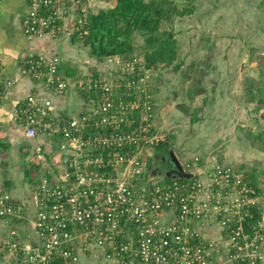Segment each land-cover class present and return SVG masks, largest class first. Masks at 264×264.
Masks as SVG:
<instances>
[{
	"label": "built area",
	"instance_id": "obj_1",
	"mask_svg": "<svg viewBox=\"0 0 264 264\" xmlns=\"http://www.w3.org/2000/svg\"><path fill=\"white\" fill-rule=\"evenodd\" d=\"M74 1L65 4L67 0H29L27 14L22 19L25 32L38 38L63 36L67 33L64 29L65 19L68 17V21L71 20ZM78 11H83L82 6H78ZM74 22L77 30L84 19L78 18ZM61 63L58 54L50 57L43 53L30 55L23 60V72L43 82L46 88L63 92L69 89L70 81L59 71ZM97 63H101L103 71L97 69L94 73L86 74L87 103L77 117L57 116L55 113L58 110H54V104L48 99H40L37 92L26 100L22 109L26 135L32 138L41 133L53 135L61 131L60 146L68 157L62 159L65 168L62 176L50 180L43 177L38 185L35 219L37 242L20 243L6 239L3 244L10 246L9 252L16 258H19L18 253L23 252L24 264H51L57 256L64 258L66 264H82L78 250L90 249L92 245L89 244L92 243L93 246L105 248L107 257L116 261L129 255L139 257L144 264H214L209 252H218V244L201 237L191 220L207 223L211 218L218 217L221 224L231 230L230 248L235 261L256 264L264 260V236L261 235L259 221L254 227L251 241H242L247 238L243 222L247 217H252L248 205L255 203L248 195L253 191L248 186L249 182L241 179L229 167L221 169L219 166L209 175V182L213 179L212 182L219 186L211 194L212 184L207 185L209 182L199 179L185 185L178 181L163 184L151 178L145 179L148 169L142 146L144 143L154 146L159 138L155 134L147 135L145 127L130 132L120 129L123 125L132 126L133 110L138 108L141 96L151 90L148 84L152 72L138 57L125 59L115 55ZM115 70L119 72L114 73ZM137 73L139 80L134 79ZM94 76L98 79H94ZM131 89L138 93L137 97H127L126 91ZM2 94L0 88V97ZM145 103L146 112H152L149 102ZM143 114L144 120L153 118L152 113ZM63 120L65 126L61 128L59 123ZM88 124L92 131L102 128L105 135L95 132V139L87 141L98 142L103 147L114 145L109 164H105L102 158L92 156L88 146L85 148L82 135L77 134ZM76 140V145H73ZM80 143L83 147L78 151ZM128 144L136 145L134 153L119 152L118 147ZM104 165L113 168L111 176L95 172L96 166ZM223 176H226L228 183L224 189L221 185ZM233 194L238 196L234 202L230 200ZM169 207L174 210L172 214L175 219L164 224L160 220L159 210ZM14 213L16 209L12 198L2 196L0 216L10 222L9 217ZM122 218L126 221L123 224ZM76 223L87 226L90 223V228L86 226L85 231H79L72 225ZM122 228L126 243L117 245L114 237ZM11 232L14 234L15 230Z\"/></svg>",
	"mask_w": 264,
	"mask_h": 264
},
{
	"label": "rangeland",
	"instance_id": "obj_2",
	"mask_svg": "<svg viewBox=\"0 0 264 264\" xmlns=\"http://www.w3.org/2000/svg\"><path fill=\"white\" fill-rule=\"evenodd\" d=\"M106 1H74L71 5V20L68 21V17L65 19L64 29L67 33L58 38H44L47 48L43 50V54L50 57L60 51L62 62L68 61L72 69H77L79 76V79L70 81L69 89L64 92L54 89L50 96H45L52 104L55 98L65 101L63 107L55 113L57 116L77 117L87 103L86 89L78 91V87L85 82L86 74L97 69L103 71L101 63L90 58L89 47L84 46L82 42L72 44L70 38L76 31L74 20L82 18L78 6L81 5L87 14L106 8ZM192 5V13L175 20L180 45V57L176 62L179 63L183 58L184 63L177 70L171 67L164 69L158 79V70L149 69L153 71L149 81L157 87H151V90L153 88L155 91L150 94V98L155 99L152 105L154 134L159 140L173 142L177 154L184 152V156H192L193 165H199L200 162L202 164L204 160V168L206 171L210 170L208 174L218 166L221 169L229 167L235 174L238 173L241 179L250 182L252 174L260 177L258 180L262 181L264 103H260L259 98L264 95L261 91L264 88V0H193ZM57 42H62L59 48ZM70 67L67 66V69ZM64 76L71 80V77ZM78 82L81 84L78 85ZM214 85L216 95L213 91ZM250 86L255 89L253 93L249 91ZM70 88H76L72 95L67 94ZM32 94L29 93L28 96ZM74 96L77 99H73ZM70 102L74 103L72 111L67 110L72 104ZM77 140L73 145H76ZM219 140L221 142H218ZM147 144L149 143L143 144L141 151L145 153L148 176L152 167L156 169L157 166L149 157H153L157 148ZM81 147L82 143L79 144L78 151ZM197 156L198 163L194 160ZM64 157L67 158L68 154ZM32 178L33 181L24 184V190L33 197L35 207L37 176L32 175ZM225 179L226 176L221 178L223 189L228 185ZM212 181L214 182L213 179L210 182L208 180L207 185L213 186ZM20 191L21 187H18L17 193ZM211 193H214V190L209 192ZM18 198L22 199L23 196L18 194ZM237 199L236 194L230 197L233 202ZM261 203L262 205H259ZM258 209L264 216V200L258 203ZM31 211L30 208L29 215L33 217ZM218 223H221V220ZM231 242V239L226 241L229 246ZM1 253L7 256V260L0 256V264H16L15 259L10 256L11 252ZM99 258L100 256H92L83 259L82 263L98 264ZM226 259L228 264H236L234 258L228 256ZM24 263L22 261L21 264Z\"/></svg>",
	"mask_w": 264,
	"mask_h": 264
},
{
	"label": "crops",
	"instance_id": "obj_3",
	"mask_svg": "<svg viewBox=\"0 0 264 264\" xmlns=\"http://www.w3.org/2000/svg\"><path fill=\"white\" fill-rule=\"evenodd\" d=\"M67 1L70 2V0ZM106 6V8L114 7V0H107ZM28 8L29 0H0V88L3 91L0 97V198L4 195H8L12 198L13 202L18 205L16 213L11 214L9 217L10 224L7 223L5 218L0 216V238H2L1 235L5 237L14 235L11 230H15L17 234L15 236L16 239H19L21 242L35 244L38 240V233L35 230L37 200H35L34 191V207L33 197H31V194L25 192L24 184H26L27 181H33L32 175L37 176V178H35V188L39 185L38 183L41 182L43 177L49 176L56 179L62 176L65 171L62 160L65 158V153L59 150V142H57V145L50 136L41 133L35 137L29 138L25 132L22 109L25 106L28 94L37 92L38 96L39 94L41 95L39 96L40 99H45L47 94L50 96L52 91H55L46 88L43 82L37 81L23 72V60L30 55L42 54L43 50L47 48V43L44 38L28 35L22 26V19L27 14ZM57 43L59 48L62 42ZM183 61L182 58V60H180L181 65L184 63ZM94 72L95 70L92 73ZM161 74L163 73L157 74L156 79H158L159 76L161 77ZM68 80L73 81L72 78ZM251 86L249 90H252L251 88L253 87ZM214 87L213 91L215 93L216 85H214ZM70 90V92H67L68 95H72L73 91H76V88L73 90L70 88ZM156 91L158 92V89ZM262 92L264 94V88ZM219 96H221V94H219ZM73 99L77 98L74 96ZM53 102L55 107L54 110L58 111L63 107L62 104H65V101H62L61 98H55ZM259 102L263 103L261 101ZM70 103L72 104L69 105L67 110L72 111L71 109L74 103ZM67 105L68 104H66L65 107H67ZM230 136H232V133ZM218 142H221V140ZM174 153L185 171L193 173V177L196 179L205 183L208 182V175H210L208 173L210 170L206 171L207 169L204 168V166H206L204 165V160L202 164L193 165L192 156H184V152L177 154L175 149ZM188 162H191L192 166H194L191 167V170L185 168L188 166ZM258 178L260 177L251 174L250 181H252L253 185L258 188L259 192L262 194V192H264V179L259 181ZM18 187H21L19 193H17ZM18 194L22 195L23 198L19 199ZM30 208L32 210L31 212L34 214L33 217L29 215ZM260 212L261 213L258 211L260 215V232L261 235L264 236V216L261 210ZM173 216L172 213H166L165 219L171 221L175 219ZM219 220L220 218L214 217L205 223L192 219L191 223L198 229L201 237L205 238L210 243L218 244L220 248L218 252L214 250L209 252L213 263L228 264L226 258H228V256L233 258V250L226 243V241L230 239L231 230L226 229L221 223H218ZM15 222L17 224H15ZM11 224L14 226L11 227ZM217 225L221 226V228L218 226L221 230ZM246 235L247 238L242 241L249 243L251 241L250 234L246 233ZM89 245L92 246H89L90 249L86 250L87 254L84 255V260L92 256H100L98 264H137L133 262L130 263L129 261L127 262L123 260V258L119 261H116L115 258H108L105 248L93 246L92 243ZM4 253L10 254L9 250L4 251ZM0 256L4 258V260H7L5 254L0 252ZM10 256L13 257V254L11 253ZM235 262L236 264H241L248 261H241V263L238 261ZM256 264H264V260Z\"/></svg>",
	"mask_w": 264,
	"mask_h": 264
},
{
	"label": "trees",
	"instance_id": "obj_4",
	"mask_svg": "<svg viewBox=\"0 0 264 264\" xmlns=\"http://www.w3.org/2000/svg\"><path fill=\"white\" fill-rule=\"evenodd\" d=\"M115 6L111 8H101L97 12H88L85 14L83 11H79V13L82 15V18L84 19V23L82 26H80L79 29H77L70 38V41L72 44H75L76 42H82L84 46H88L89 50V56L90 58L94 59L95 61H102L108 57H112L115 55H119L125 59H132L133 57L140 58L146 67V69H157V73L160 74L163 72L164 69H167L171 67L173 70H177L180 68L181 63H177L176 61L180 57V45L179 40L177 39V33L178 31L175 29V20L178 17H183L187 14H190L193 12V0L188 1H182L179 2L177 0H114ZM60 56V54L58 53ZM63 61V60H62ZM67 66L70 67L69 62L65 61L60 64L59 71H63L64 75L71 77L73 80L79 79L78 71L77 69H67ZM153 73V71H151ZM134 79L140 78V75L134 74ZM133 78V77H130ZM94 79H98L96 76H94ZM78 85L81 84V82L77 83ZM151 85L155 89L154 83H149L148 87ZM87 88L86 83H82L80 87H78V91ZM152 88V90H153ZM157 88V87H156ZM252 93L255 91V89L251 88ZM150 90L147 94L150 95L155 90ZM157 90V89H156ZM71 90H69L70 92ZM262 91V89H261ZM64 92V91H63ZM127 97L130 95V98L137 97V92L133 91L132 89L130 91H126ZM86 96L88 95L85 92ZM147 94H143L141 98L139 99V106L137 109L133 110V115L131 117V120L133 121L132 126H122L121 131H133L134 129L141 130V128L145 127V133L147 135H153L154 129H153V121L150 122V126L147 124L149 123L150 119L144 120V116L141 115V113L150 114L152 112L147 113L145 110L144 105L146 101L149 102L148 106H152L153 102H155V99H151L147 96ZM93 95H95L93 93ZM97 95V93H96ZM259 101L264 103V95L259 98ZM264 115V112H263ZM60 127L62 128L65 126L64 120L59 123ZM93 129L90 124L86 125L83 129H81L77 134H81L82 138L84 139V142L86 143L85 148L88 146L89 153L97 158H102L104 160L103 162L105 164H109V159L111 158L112 151L115 148L114 145H108L103 147L98 142L91 143L90 141H87L92 138V140L95 139V132L100 133L102 135H105V131L102 128H96L93 131ZM92 131V132H91ZM74 132V131H73ZM75 133V132H74ZM50 136L55 143L58 145L57 142H59V150L64 152V150L61 149V131L56 132L55 134H50ZM173 144V142H171ZM166 142L163 139L158 140L153 147H156L157 150H155V154L153 157L150 155L149 157L152 159V163H154L156 160L155 157H159L158 160L164 155ZM174 146V144H173ZM119 152L122 154H132L136 150V145H125L120 146ZM65 153V152H64ZM66 154V153H65ZM155 160V161H154ZM199 161L198 156L194 159ZM202 159L200 158V161ZM193 161V159H192ZM156 163V162H155ZM188 166L185 168L190 169L192 164L191 162H188ZM201 163V162H200ZM152 169H155V167H152ZM151 169V170H152ZM86 171V169H84ZM113 168L110 165H104V166H96L95 172H97L98 175H106L107 177L111 176L110 173L112 172ZM150 170V172H151ZM156 171V170H155ZM148 173V170H147ZM51 179V177L46 176ZM151 178L154 181L160 182V183H171L173 181H178L180 184H190L192 183L196 178H167L166 176H162L158 171L153 176L149 175L145 177V179ZM248 181V180H247ZM249 182V181H248ZM40 184V183H39ZM248 186H250L253 191L249 192L248 195L250 198L255 200V203H250L248 205V210L251 211L252 217H247L244 220V232L247 234H250V237L253 238L254 236V227L258 224L259 221V213H258V203L262 201V194L259 192V189L256 188L252 181L249 182ZM38 188V186H37ZM219 186L216 184H213L212 190L216 192L218 190ZM37 191V189H36ZM261 197V199H260ZM260 199V200H259ZM36 200H37V194H36ZM259 200V202H258ZM13 201V200H12ZM14 203L15 209L18 205ZM221 204V203H220ZM262 205V203L260 204ZM160 211V220L163 221L164 224H168L170 221H167L165 219L166 213L171 214L173 209L171 207L165 208ZM174 217V216H173ZM193 219V218H192ZM196 220V219H195ZM172 221V220H171ZM200 221V220H199ZM125 218H122L121 223H125ZM8 224L9 221H7ZM74 227L77 228L79 231H85V227L87 224H72ZM129 225V224H128ZM233 226V225H232ZM87 228H90V223H88ZM123 229V228H122ZM35 230L37 231V228L35 226ZM127 230V227H126ZM17 234L14 233V235L11 236H2L0 238V252L7 251L10 249V246H4L5 240H11V241H19V239H16L15 236ZM126 234L124 232V229L120 231L115 237V243L117 245H120L121 243H126L125 237ZM4 242V244H3ZM20 243H23L19 241ZM25 243V242H24ZM20 247V245H18ZM18 248V247H17ZM21 250V249H20ZM87 249L83 248L79 249V254L81 257V260L84 259V255L87 254ZM17 252V250H16ZM129 252V251H128ZM22 256L23 252L18 253V257L13 254L14 259L16 260V263L21 264L22 263ZM24 257V256H23ZM123 260L129 261L130 263H137V264H144L141 262L139 257H131L129 255H126L123 257ZM242 260H238L239 263H241ZM249 263L244 262L241 264ZM51 264H66L65 259L61 256L55 257Z\"/></svg>",
	"mask_w": 264,
	"mask_h": 264
},
{
	"label": "water",
	"instance_id": "obj_5",
	"mask_svg": "<svg viewBox=\"0 0 264 264\" xmlns=\"http://www.w3.org/2000/svg\"><path fill=\"white\" fill-rule=\"evenodd\" d=\"M165 142L164 156L166 157L164 159L161 158L162 160L159 162L160 164L157 171L162 174V176H166L167 178H192L193 173L185 171L181 162L175 155L173 144L171 142H167L166 140ZM155 170L156 169L151 170L150 176H153L156 173Z\"/></svg>",
	"mask_w": 264,
	"mask_h": 264
},
{
	"label": "flooded vegetation",
	"instance_id": "obj_6",
	"mask_svg": "<svg viewBox=\"0 0 264 264\" xmlns=\"http://www.w3.org/2000/svg\"><path fill=\"white\" fill-rule=\"evenodd\" d=\"M165 157H166V156H161V158H163V159H164ZM158 158H159V157H158ZM158 158H157V157L154 158V159L156 160L155 162H156V165H157V166H156V171H157V168H159V167H158L159 164H160L159 162L162 160L161 158L158 160ZM157 162H158V164H157Z\"/></svg>",
	"mask_w": 264,
	"mask_h": 264
}]
</instances>
